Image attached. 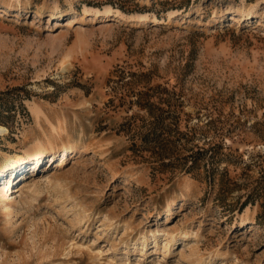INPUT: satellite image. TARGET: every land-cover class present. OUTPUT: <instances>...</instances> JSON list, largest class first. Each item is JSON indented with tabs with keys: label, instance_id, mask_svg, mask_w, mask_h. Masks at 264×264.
I'll return each mask as SVG.
<instances>
[{
	"label": "rangeland",
	"instance_id": "374dc122",
	"mask_svg": "<svg viewBox=\"0 0 264 264\" xmlns=\"http://www.w3.org/2000/svg\"><path fill=\"white\" fill-rule=\"evenodd\" d=\"M156 114L198 169L141 147ZM3 161L0 264H264V0H0Z\"/></svg>",
	"mask_w": 264,
	"mask_h": 264
},
{
	"label": "trees",
	"instance_id": "16d2710c",
	"mask_svg": "<svg viewBox=\"0 0 264 264\" xmlns=\"http://www.w3.org/2000/svg\"><path fill=\"white\" fill-rule=\"evenodd\" d=\"M121 9H123L124 11H128L127 9H124L122 7ZM131 93H133L132 95L135 97V102H137L139 106L148 107V108L156 107L158 111L161 109L158 106L153 105L155 99L158 98L159 101L163 102L164 100H167L165 95H169L170 97L172 96L178 97L177 92L175 90L173 89L168 90L165 86L162 87L160 85L154 88H150V93L148 90L131 91ZM119 99L124 101L126 99V96H121ZM149 125L151 128L149 132H143L140 129L137 131L136 135L139 136V138L142 139L143 141L141 147L148 145H152L155 147L150 157H157L155 161H158L157 163L159 165L161 166L168 165L173 170L179 169L181 171L191 172L198 169L196 158H191V155H184L180 152V149L175 144V139L169 133V129L163 127V119L160 116V114H156V116L149 122ZM130 126L131 124L128 123L127 127ZM142 126H144V124ZM161 128H164L165 131L163 132ZM123 131L127 133L128 128ZM134 145L135 144H132L131 147L133 148ZM140 151L137 149L136 153H140ZM140 156L143 159L146 158L142 154H140Z\"/></svg>",
	"mask_w": 264,
	"mask_h": 264
},
{
	"label": "bare ground",
	"instance_id": "6f19581e",
	"mask_svg": "<svg viewBox=\"0 0 264 264\" xmlns=\"http://www.w3.org/2000/svg\"><path fill=\"white\" fill-rule=\"evenodd\" d=\"M95 14L97 16H103V17H109L111 15H115V16H119L123 19H135L137 17H140L141 15L140 14H137V15H133V16H127V15H124V14H121L119 12H115L112 8H106V9H103V10H96L95 11ZM55 16H62V13H56ZM154 21V20H153ZM160 22H166V20H159ZM38 113V112H37ZM3 130V129H1ZM55 126L53 125L52 128H51V131H55ZM76 147V144H71L69 143L68 145L64 146L61 150H62V158H61V161L57 164L58 166L62 165L63 164V160L67 158L68 156V153L69 152H72ZM78 147V146H77ZM58 154V153H57ZM56 153H53L52 150H45V149H41V151L39 152H36V151H30L28 152L27 154V157L28 159L30 160H33V167H32V171L34 172V170H38L41 166V164L43 163V161L45 160V158L47 156H52L53 158V161L58 157ZM60 156V154H59ZM26 160V159H25ZM24 161V156L22 155H19L18 157L16 156L15 158H13V162L11 167H16L19 165V163H22ZM56 165V166H57ZM7 162L6 161H3L2 164H0V170L3 171L7 168ZM36 172L35 173H32L30 175V177L33 175V176H36ZM27 178H29V176H27ZM25 177H22L21 180H24ZM36 182V181H35ZM166 214H169V208L166 209ZM10 216V215H9ZM246 220L242 219L241 220V224L242 223H245ZM157 234H164V232L162 230H156L155 232L152 233L153 236H156ZM170 236V235H169ZM182 241H185L187 240L189 237H190V231L188 232L187 231H183L182 233H180V235L178 236ZM178 237L176 236H172V239L173 240H176ZM154 239V238H153ZM169 241V240H168ZM150 242V241H149ZM167 247V244L165 243L164 244V248ZM193 250V249H192ZM194 251V250H193Z\"/></svg>",
	"mask_w": 264,
	"mask_h": 264
}]
</instances>
